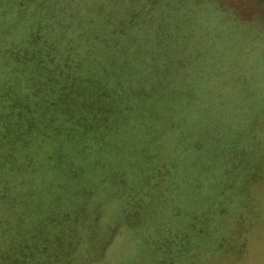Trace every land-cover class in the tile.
I'll return each mask as SVG.
<instances>
[{
  "label": "rangeland",
  "instance_id": "374dc122",
  "mask_svg": "<svg viewBox=\"0 0 264 264\" xmlns=\"http://www.w3.org/2000/svg\"><path fill=\"white\" fill-rule=\"evenodd\" d=\"M0 264H264V0H0Z\"/></svg>",
  "mask_w": 264,
  "mask_h": 264
}]
</instances>
